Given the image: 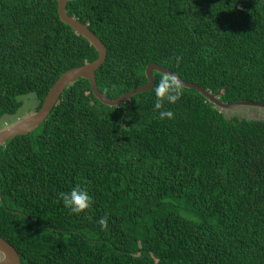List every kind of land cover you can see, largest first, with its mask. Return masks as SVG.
Here are the masks:
<instances>
[{
    "label": "trees",
    "instance_id": "obj_1",
    "mask_svg": "<svg viewBox=\"0 0 264 264\" xmlns=\"http://www.w3.org/2000/svg\"><path fill=\"white\" fill-rule=\"evenodd\" d=\"M66 11L105 45L95 81L108 98L145 84L155 62L226 103H264V0H68ZM97 55L57 0H0V118L26 93L38 109ZM153 75L117 106L79 77L37 128L0 145V236L22 264H264V119L180 84L160 119L165 74ZM77 184L93 197L78 215L58 195Z\"/></svg>",
    "mask_w": 264,
    "mask_h": 264
},
{
    "label": "water",
    "instance_id": "obj_2",
    "mask_svg": "<svg viewBox=\"0 0 264 264\" xmlns=\"http://www.w3.org/2000/svg\"><path fill=\"white\" fill-rule=\"evenodd\" d=\"M67 1L68 0H57V12L60 20L71 26L77 33L81 34L96 49L98 55L92 61H85L81 65L71 67L64 71L51 85L38 109L29 111L14 121L0 127V145H3L8 139L16 135L26 134L37 128L57 102L62 91L79 77L86 78L90 83V89L94 96L100 102L108 106H117L126 100L131 101V96L133 94L151 88L154 83L153 71H157L165 75H174L181 86L197 90L221 111L234 110L240 106H251L264 109V103L259 101L238 100L232 103H226L219 99L218 92H212L195 82L184 80L175 72L155 62H149L145 68V75L147 78L145 84L134 87L116 98H108L98 89L95 81V69L100 66L106 57L105 45L85 23H82L74 15H69L67 13ZM0 261H2L3 264H22L17 250L1 236Z\"/></svg>",
    "mask_w": 264,
    "mask_h": 264
},
{
    "label": "clouds",
    "instance_id": "obj_3",
    "mask_svg": "<svg viewBox=\"0 0 264 264\" xmlns=\"http://www.w3.org/2000/svg\"><path fill=\"white\" fill-rule=\"evenodd\" d=\"M180 62V57H176V63ZM183 95L182 89L174 75L163 76L154 88V107L159 110L160 119H172L174 113L171 110L164 109L163 104L167 101L169 104L177 102ZM64 207L72 214H80L92 206L93 197L86 187L79 184L72 186L67 191L58 194ZM103 230L107 227V216H102L97 221ZM0 264H3L0 261Z\"/></svg>",
    "mask_w": 264,
    "mask_h": 264
},
{
    "label": "rangeland",
    "instance_id": "obj_4",
    "mask_svg": "<svg viewBox=\"0 0 264 264\" xmlns=\"http://www.w3.org/2000/svg\"><path fill=\"white\" fill-rule=\"evenodd\" d=\"M22 99V106L18 109L17 113L13 115H4L0 118V127L14 121L15 119L21 117L23 114L34 110L35 106L38 103L35 93H26L20 96ZM228 115L237 114L241 117L246 118H261L264 119V109H259L251 106H240L234 110L227 111Z\"/></svg>",
    "mask_w": 264,
    "mask_h": 264
}]
</instances>
